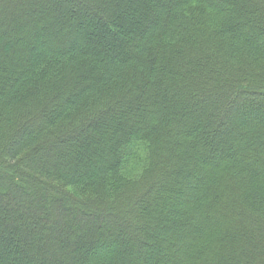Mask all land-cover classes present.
I'll use <instances>...</instances> for the list:
<instances>
[{"label":"trees","instance_id":"1","mask_svg":"<svg viewBox=\"0 0 264 264\" xmlns=\"http://www.w3.org/2000/svg\"><path fill=\"white\" fill-rule=\"evenodd\" d=\"M263 53L264 0H0V264H264Z\"/></svg>","mask_w":264,"mask_h":264},{"label":"rangeland","instance_id":"2","mask_svg":"<svg viewBox=\"0 0 264 264\" xmlns=\"http://www.w3.org/2000/svg\"><path fill=\"white\" fill-rule=\"evenodd\" d=\"M255 35H260V33L257 31V30H255ZM242 51H243V49H241V46H238L237 47V52H238V54H241L242 53ZM264 54V53H263ZM228 64V63H227ZM230 65V64H229ZM222 76V75H221ZM259 78V77H258ZM225 79H227V78H225V75H223L222 76V78H221V80H218V82L219 81H223V80H225ZM217 83V82H216ZM245 96H247V95H245ZM248 96H251V95H248ZM257 98V100H259V101H263L264 100V95H262V96H258V97H256ZM246 99V98H245ZM246 120L247 121H249V122H254V121H257L258 119L257 118H255V120L254 119H252V118H250V117H246ZM32 130H34V127H32L31 128ZM53 182H55V183H57V184H60L61 185V187H62V189L63 190H65L66 192H68V193H70V194H72V195H74V196H76V197H81V196H84V195H86V196H90V193L88 192V190L86 191L85 189H83L82 187H78V186H74V185H72L71 183L70 184H67L66 182H63L62 181V179H58L57 178V180H55V181H53ZM197 192V188H196V186L195 185H190L189 186V188H188V190H187V192H186V194H185V196L186 197H190V195H193V194H195ZM28 195H30L29 194V192L27 193ZM1 197H3V195H1ZM55 211L56 212H59L58 210H56L55 209ZM72 220H74V216L72 217ZM75 222V221H74ZM76 223V222H75Z\"/></svg>","mask_w":264,"mask_h":264}]
</instances>
